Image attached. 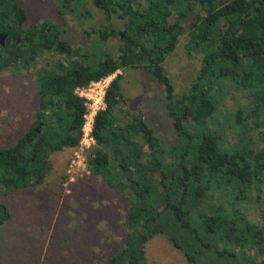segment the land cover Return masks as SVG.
Here are the masks:
<instances>
[{"label": "trees", "instance_id": "obj_1", "mask_svg": "<svg viewBox=\"0 0 264 264\" xmlns=\"http://www.w3.org/2000/svg\"><path fill=\"white\" fill-rule=\"evenodd\" d=\"M57 1L59 14L82 6V0ZM93 3L109 22L98 30L101 40L115 36L113 18L122 22L116 56L103 51L95 59L94 53L80 52L61 37L63 23L45 19L25 26L27 15L19 1L0 0V33H6L0 43V72L29 69L44 54L64 58L34 71L37 118L13 145L0 147V195L41 185L51 168V154L79 146L86 106L75 94L77 87L125 67L142 68L164 87L176 142L164 150L140 115L129 112L120 88L122 75L116 74L106 88L105 107L94 116V144L85 157L91 174L101 177L128 205L124 244L103 264H147L145 244L155 235L164 236L190 264H199L196 254L212 250L214 242L234 245L247 259L250 250L263 254L264 224L240 218L236 211L231 216L225 206L228 198L245 199L251 184L262 181L264 151L253 154L248 145L227 150L220 134L206 124L217 110L216 93L221 94L223 83L230 81L249 98L255 126H264V0ZM195 5L185 47L189 56L201 54V64L187 92L177 96L164 62ZM80 15L92 14L86 9ZM240 114L238 110L237 121ZM217 192L223 193L226 204L207 212V202ZM194 205H202L198 224L191 217ZM11 217L8 205L0 200V226ZM202 235L211 237V242L202 240ZM217 256H228V251Z\"/></svg>", "mask_w": 264, "mask_h": 264}, {"label": "rangeland", "instance_id": "obj_2", "mask_svg": "<svg viewBox=\"0 0 264 264\" xmlns=\"http://www.w3.org/2000/svg\"><path fill=\"white\" fill-rule=\"evenodd\" d=\"M18 1L27 15L25 26L50 19L63 23L61 37L80 52L94 53L92 57L95 59L103 51L114 56L118 54L122 22L113 18L111 25L116 30L115 36L101 40L98 30H103L109 22L93 0H82L80 8L66 14L58 13L57 0ZM86 9L90 10V17L80 15ZM196 9V5L191 9L184 22V32L164 62L166 75L177 96L187 92L201 64V54L192 52L189 56L185 47L189 21ZM174 19L175 14L170 21ZM58 57V54H44L29 69L18 73L11 70L0 72V147L13 145L36 120L39 95L34 71ZM60 59L64 60L63 57ZM118 73L122 75L120 88L129 112L140 115L164 150L170 149L176 142V135L168 115L170 106L163 85L142 68L135 67L117 70L110 75L109 82ZM223 84L224 91L216 93L217 110L206 126L220 134L221 146L227 150L248 145L253 154L263 153L264 126H255V119L250 116L249 98L230 81ZM238 110H241L240 121L236 116ZM202 128L199 126L198 129ZM88 150L78 146L54 152L50 156L51 168L41 185L0 195V200L12 213V217L0 226V264H103L124 244L127 201L101 177L91 174L85 162ZM72 161V169L68 172ZM63 174L66 177L62 180ZM259 175L262 181L251 184L245 199L233 202V198H228L226 204L221 196L223 193L217 192L205 204L207 212L210 207L226 204L231 216L236 211L240 218L245 216L250 222L264 224V176ZM195 206L191 217L194 224H198L197 216L202 205ZM201 239L211 242V237L206 235ZM213 246L212 250L196 254L199 264H253L250 260L258 264L264 261V253L259 256L255 250L249 251L251 259H247L240 256V250L234 245L214 242ZM223 250L228 251V256L218 257L217 253ZM145 255L147 264H190L183 253L162 235H155L147 241Z\"/></svg>", "mask_w": 264, "mask_h": 264}, {"label": "built area", "instance_id": "obj_3", "mask_svg": "<svg viewBox=\"0 0 264 264\" xmlns=\"http://www.w3.org/2000/svg\"><path fill=\"white\" fill-rule=\"evenodd\" d=\"M110 75L100 78L99 80L91 81L85 86H80L75 89V94L84 99L86 106V113L84 114V124L82 127V136L80 139L79 147L89 149L94 144L92 136V124L94 116L99 109L105 107V92L109 85ZM72 163L69 164V170L72 169ZM71 180L72 177H69Z\"/></svg>", "mask_w": 264, "mask_h": 264}, {"label": "water", "instance_id": "obj_4", "mask_svg": "<svg viewBox=\"0 0 264 264\" xmlns=\"http://www.w3.org/2000/svg\"><path fill=\"white\" fill-rule=\"evenodd\" d=\"M256 10V8H255ZM240 25H242V22H240ZM6 33H0V43L3 44L5 39Z\"/></svg>", "mask_w": 264, "mask_h": 264}]
</instances>
